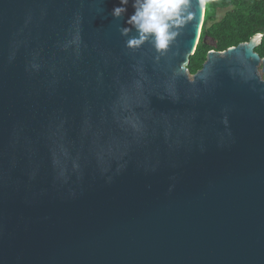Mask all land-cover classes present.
<instances>
[{
  "label": "water",
  "instance_id": "water-1",
  "mask_svg": "<svg viewBox=\"0 0 264 264\" xmlns=\"http://www.w3.org/2000/svg\"><path fill=\"white\" fill-rule=\"evenodd\" d=\"M205 5L157 61L132 0H0V264H264L263 35L191 75Z\"/></svg>",
  "mask_w": 264,
  "mask_h": 264
},
{
  "label": "trees",
  "instance_id": "trees-1",
  "mask_svg": "<svg viewBox=\"0 0 264 264\" xmlns=\"http://www.w3.org/2000/svg\"><path fill=\"white\" fill-rule=\"evenodd\" d=\"M222 9H228V13L219 20L218 11ZM256 35H263L256 52L264 58V0H206L202 38L190 57L188 72L195 75L200 71L209 52L214 50L205 43L206 36L217 42V51L225 52L249 42Z\"/></svg>",
  "mask_w": 264,
  "mask_h": 264
},
{
  "label": "clouds",
  "instance_id": "clouds-1",
  "mask_svg": "<svg viewBox=\"0 0 264 264\" xmlns=\"http://www.w3.org/2000/svg\"><path fill=\"white\" fill-rule=\"evenodd\" d=\"M129 3L130 0H120L122 6L114 7L112 16L117 19L123 17ZM187 4L188 0H132L134 12L126 21L131 27L121 28V34L129 36L132 28H135L137 35L127 39L126 47L137 50L150 43L158 61L176 40L179 29L192 19L190 12L186 15ZM184 67L181 65V69ZM224 123H228L227 117Z\"/></svg>",
  "mask_w": 264,
  "mask_h": 264
},
{
  "label": "rangeland",
  "instance_id": "rangeland-1",
  "mask_svg": "<svg viewBox=\"0 0 264 264\" xmlns=\"http://www.w3.org/2000/svg\"><path fill=\"white\" fill-rule=\"evenodd\" d=\"M228 13V9H222V10H219L218 11V19L219 20H221V19H223L225 16H226V14ZM205 15H206V5H205V9H204V20H205ZM203 28H204V22H203V24H202V28H201V33H200V40H201V38H202V32H203ZM200 40H199V43H200ZM205 43L206 44H208V45H210L214 50V52L216 51V52H219V51H217V42L213 39V38H211V37H209V36H206L205 37ZM189 63H190V61H189ZM188 66H189V64H188ZM188 66L186 67V69L188 70Z\"/></svg>",
  "mask_w": 264,
  "mask_h": 264
},
{
  "label": "bare ground",
  "instance_id": "bare-ground-1",
  "mask_svg": "<svg viewBox=\"0 0 264 264\" xmlns=\"http://www.w3.org/2000/svg\"><path fill=\"white\" fill-rule=\"evenodd\" d=\"M203 5H204V0H203ZM203 15H204V8H203Z\"/></svg>",
  "mask_w": 264,
  "mask_h": 264
}]
</instances>
